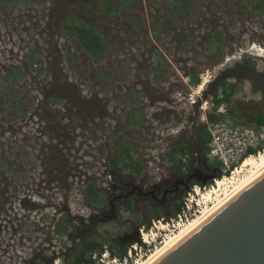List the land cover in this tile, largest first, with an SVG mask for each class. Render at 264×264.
<instances>
[{"label":"rangeland","instance_id":"1","mask_svg":"<svg viewBox=\"0 0 264 264\" xmlns=\"http://www.w3.org/2000/svg\"><path fill=\"white\" fill-rule=\"evenodd\" d=\"M74 26L101 35L103 58ZM258 49L264 0H0V264H61L93 238L104 242L98 264H121L108 243L130 249L148 221L158 235L153 214L174 218L172 201L141 198L131 212L117 197L210 168L195 156L217 118L204 94L245 57L255 63L250 78L264 71ZM227 82L232 117L254 123L264 113L259 92L249 79ZM181 144L192 156L184 174L171 158Z\"/></svg>","mask_w":264,"mask_h":264},{"label":"built area","instance_id":"2","mask_svg":"<svg viewBox=\"0 0 264 264\" xmlns=\"http://www.w3.org/2000/svg\"><path fill=\"white\" fill-rule=\"evenodd\" d=\"M209 99L207 103L211 105L217 118L207 123L209 143L205 159L211 168L214 165H220L221 169L217 171L216 177L209 184L198 183L187 190V197L183 201L181 210L174 218L165 224L164 219L158 220L157 223L160 225L158 235L153 236V228H150L151 230L141 229L143 245L138 243L133 245L129 249L128 257L120 261L121 264H137L157 248V243L161 245L168 236L179 231L212 205L218 197L231 190L247 176L252 168L245 165L247 159L258 158L264 153V124H236L232 117L231 103L225 100L223 91H219L217 96H210ZM216 101L220 103L216 105ZM195 156H199V153ZM191 158L189 154L180 156L184 165L189 164ZM220 182L223 183L221 187ZM212 189H215V192L212 198L207 200L205 195ZM157 223L153 222L156 228H158Z\"/></svg>","mask_w":264,"mask_h":264},{"label":"water","instance_id":"3","mask_svg":"<svg viewBox=\"0 0 264 264\" xmlns=\"http://www.w3.org/2000/svg\"><path fill=\"white\" fill-rule=\"evenodd\" d=\"M215 177L197 182L205 185ZM182 183L181 179L175 186ZM134 189L154 195L139 186ZM152 264H264V174Z\"/></svg>","mask_w":264,"mask_h":264},{"label":"trees","instance_id":"4","mask_svg":"<svg viewBox=\"0 0 264 264\" xmlns=\"http://www.w3.org/2000/svg\"><path fill=\"white\" fill-rule=\"evenodd\" d=\"M108 1L109 0H106V2ZM179 1L187 2L188 0H179ZM112 9H113L112 7H109L106 9V12L109 13ZM70 28L75 31L74 34L79 38L82 46L88 53L94 55L96 58L104 57V52H105L104 39L101 37V35L96 33L93 27L74 26ZM254 69H255V63L251 59H245L242 64H238L235 68L223 71L218 77H216V79L212 83L209 84L208 91L205 92L204 97L207 98L208 95L210 94H214L215 96H217L219 91H223V93L225 94V100L230 101L235 87L232 84H229L227 82V79L236 77L238 82L244 81L245 79L249 78L248 74L254 71ZM258 75L264 79V72L259 73ZM189 76L191 77V83L199 82V79L194 77L193 74L192 75L189 74ZM219 103L220 101H216V105ZM254 123L258 125L264 124V113L258 115ZM198 137H199L198 138L199 146L197 148V152L199 153L200 157H205L208 151L207 144L209 143V134L206 127L205 129L203 128L202 133H199ZM188 153L189 151L183 144L179 145V147L175 148L172 151L171 158L174 160L175 171L179 174H184L186 170L188 171L190 169L189 167L190 163L184 165L180 160H178V156L186 155ZM119 160L120 157H116V162H119ZM132 168L136 174L138 175L141 174L142 169L140 166V162H134V166ZM212 169L218 171V169L215 167L214 168L212 167ZM209 183L210 182H208L207 184ZM97 193L100 192L95 191L94 188L92 187L90 191V197H92V199L95 198L101 199V197L97 195ZM121 204L127 211H131V212L134 211L133 203H131L130 200H127L126 202H122ZM181 207H182V201L176 202L172 207V215L176 216L180 212ZM152 219H157V220L162 219L159 210H155ZM64 227L65 226L62 224L60 225L59 229L63 230ZM144 227L147 230L150 229L151 222L148 221ZM103 243L104 242L95 238L84 239L81 241L80 247L76 252V254L68 259H63L61 264H98L97 257H100L103 252L102 249ZM135 243H138L139 245H143L141 239H139L138 241H134L133 244L131 245H134ZM119 244H120L119 242L108 243L107 247L110 248L111 254L113 256H115L114 254V247H115L118 251L119 258L121 260H124L125 258L128 257L129 245L120 246ZM97 250H100L99 253ZM31 264H53V261L51 260L46 261L44 259V262H42L40 259L36 257L31 261Z\"/></svg>","mask_w":264,"mask_h":264},{"label":"bare ground","instance_id":"5","mask_svg":"<svg viewBox=\"0 0 264 264\" xmlns=\"http://www.w3.org/2000/svg\"><path fill=\"white\" fill-rule=\"evenodd\" d=\"M258 54L262 55L263 54L262 50L258 49ZM207 82L208 79L207 78L204 79L202 85H200L198 89L201 90L202 87L205 86L204 84H206ZM245 165L252 167L250 174L248 176L243 178L231 190L225 192V194L221 195L220 197L217 196L218 198L212 205H210L207 209H205L201 214L194 217L185 226L180 228L179 231L170 235L160 246L155 248L151 253H149L142 261L138 262L137 264H152L153 262H155L159 257H161L164 253L170 250L174 245H176L179 241H181L184 237H186L199 225H201L205 220H207L213 213H215L219 208H221L225 203H227L239 191H241L243 188L248 186L254 180L259 178L262 174H264V153H262L258 158L247 159ZM222 185L223 183L220 182L219 186L221 187ZM214 192L215 189L214 190L212 189L211 192L205 195V198L207 200H210Z\"/></svg>","mask_w":264,"mask_h":264},{"label":"flooded vegetation","instance_id":"6","mask_svg":"<svg viewBox=\"0 0 264 264\" xmlns=\"http://www.w3.org/2000/svg\"><path fill=\"white\" fill-rule=\"evenodd\" d=\"M245 59H251L252 60L251 57H245V58H243V60L241 62L237 63V65L242 64ZM252 72H254V71H252ZM252 72H250V73H252ZM263 72L264 71H262V72L258 71L255 75L256 77H253V78L249 77V75H250V73H249L248 74L249 78H247V79H249L251 81L252 86H254L256 88V90L261 93L262 97H261L260 101L264 102V79L258 75L259 73H263ZM230 79H236V81H238L236 77H232ZM230 79H227V81H229ZM247 79H245V80H247ZM213 95L214 94H211V96H213ZM208 98H210L209 95H208ZM213 170L214 169L209 168V167H201L200 166V167L195 168L193 171L190 170V172L188 174H186L185 176H182V177L178 176L179 178L175 182H171L169 184H161L160 183V184H157L155 186H152L149 190H145L143 187H140L143 192L152 191V192H154V195L149 194L148 196H144L143 193H141V191H139L138 189H134L135 185H133V186H131V190H128L125 194L123 193V194L119 195V197H117V198H119L121 200L120 203L126 202L127 200H130L131 203H133V202H135L141 198H145V199L149 198V199H152V201L154 203L158 204L159 206H163V205L167 204L169 201H172V203L170 204V207L171 206L173 207V205L177 202V199L182 195V193L187 191L186 187H189V189L191 188L192 182L197 181V180L202 181V180L206 179L207 176H210V175H217V172L213 173ZM190 175H192V178L188 182ZM181 179L184 181V183L179 184V186L176 187L175 183ZM208 182H210V181H208ZM166 190H168V191L166 192V194H164Z\"/></svg>","mask_w":264,"mask_h":264},{"label":"crops","instance_id":"7","mask_svg":"<svg viewBox=\"0 0 264 264\" xmlns=\"http://www.w3.org/2000/svg\"><path fill=\"white\" fill-rule=\"evenodd\" d=\"M203 90V89H202ZM257 92H259V91H257ZM261 93L259 92V93H257V95H255L253 98H254V100L255 101H257V102H259L260 100H261ZM237 123H239L238 122V120H235Z\"/></svg>","mask_w":264,"mask_h":264}]
</instances>
